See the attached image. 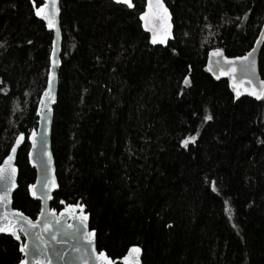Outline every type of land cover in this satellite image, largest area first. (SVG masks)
<instances>
[{"label": "trees", "instance_id": "16d2710c", "mask_svg": "<svg viewBox=\"0 0 264 264\" xmlns=\"http://www.w3.org/2000/svg\"><path fill=\"white\" fill-rule=\"evenodd\" d=\"M162 1L172 25L165 45L149 42L139 18L146 0H60L50 206L83 204L97 249L112 260L135 246L142 264H264V101L234 99L206 69L211 49L240 56L262 32L264 79V0ZM51 41L30 0H0V162L24 133L13 207L31 218L40 206L27 192V136ZM17 248L0 234V264H17Z\"/></svg>", "mask_w": 264, "mask_h": 264}, {"label": "snow or ice", "instance_id": "6c2138e0", "mask_svg": "<svg viewBox=\"0 0 264 264\" xmlns=\"http://www.w3.org/2000/svg\"><path fill=\"white\" fill-rule=\"evenodd\" d=\"M33 3L35 16L45 21V26L52 31H56V14H57V0H44V3L40 7H35L34 0H30ZM116 4L127 5L128 8H132L133 4L130 0H114ZM247 17V13L243 20ZM140 20L143 21V27L145 31L151 33L150 43L152 45H165L166 41L170 38V29L172 25L169 23L168 9L162 3V0H147L146 10L141 13ZM205 27L210 28L211 25L206 24ZM239 27V25H237ZM211 35V33H209ZM31 43V41H29ZM3 47V44H0ZM56 40L53 39V47L49 55L51 66L47 71L48 87L44 90L43 95L40 97L42 104L51 102V86L52 81L55 79V68L59 61L56 58ZM175 53V50H173ZM209 57H216L215 64L216 69L220 70V75L229 77V85L232 88L235 97L241 95V85L244 81L236 82L233 79V75L237 69L233 66L234 61L223 58V64L220 63L222 58V52L220 49H215L208 53ZM251 53H247L244 56L234 58L235 61L240 63V71L247 77L246 91L248 96L254 97L258 101H264V81L259 82V86H255L254 81V61L250 60ZM219 77H217L218 79ZM184 87H190L191 81L188 75H184L181 82ZM0 92H7V86L0 87ZM179 95V93H178ZM44 109L37 108V115L41 116V119L47 123L46 115H41ZM50 111V109L48 110ZM212 117L205 114L203 119L205 121L210 120ZM44 134L47 133V127L43 129ZM36 132L33 131L31 135L27 136V140L31 141L33 147H35ZM25 134L19 133L15 136L14 142L11 143V147L8 150V154L0 162V233L10 235L18 243V252L21 254V258L17 264H53V257L59 261H63L64 254L69 251L67 248L56 247V245H63L65 240L61 238L62 235H72L75 238L76 235L82 237L84 244L87 247H81L79 245L71 248V252L77 253V258L80 264H114L112 260L105 254L103 250L97 251L93 246L94 230H87L88 215L83 212L84 205L77 203L76 205H65L59 215L56 210L49 209L45 211L43 203L45 198H51L48 196L49 188V176L48 172L51 171V157L45 150L43 156L46 158L47 167L45 168V175L42 181H39L40 193L35 191L37 185L29 184L27 186V192L34 198H38L41 201L40 215L36 217V221L29 219L23 213L8 208L9 196L13 189L17 187L16 173L17 169L12 164L14 155L17 152L18 146L24 141ZM196 140V136H186L180 140L181 147H187L189 144ZM29 163L33 162V152H28ZM55 180H51V188H55ZM212 191L216 192L215 186L212 187ZM64 204V201H60ZM77 209L80 210L77 213ZM225 211L230 212L227 202H225ZM65 217L71 218L75 223H67ZM170 227V225H168ZM72 229V233H65L64 229ZM22 234V235H21ZM88 248H91V256L88 254ZM141 249L139 247H130L127 254L122 258L123 264H140L139 256Z\"/></svg>", "mask_w": 264, "mask_h": 264}, {"label": "water", "instance_id": "95a60500", "mask_svg": "<svg viewBox=\"0 0 264 264\" xmlns=\"http://www.w3.org/2000/svg\"><path fill=\"white\" fill-rule=\"evenodd\" d=\"M130 2H131V0H130ZM43 3H44V0H42V4ZM162 3H163V1H162ZM146 4H147V0H146ZM40 6H38V7H40ZM145 8H146V5H145ZM60 12H61V10H60V0H57V14H56V18H55L56 29L57 30L56 31H52V30H49L45 26L46 29L52 33V41H51L50 53H51V50H52V47H53V39H55L56 40V48H57L56 58L59 61L58 65L55 68V79L52 81V86H51V97H52L51 102H49V103H47L45 105V104H42L41 103V100L39 98V102H38V105H37V108L44 109V111L42 112L41 115H46V117H47V123L45 124V122L41 119V116H38L37 115V110H36L37 126L29 134V135H31V133L33 131L36 132V136H35V147H33V144H32L31 141L27 140L29 142V150H31L33 152V157H34L33 158V162L32 163H29L28 162V163H29L30 167H32L35 170V180H34V183H32V184L37 185V187L35 189V191L37 192V194H39L40 193V190H41L40 189V186H39V181H42V179H43V177L45 175V168L47 167L46 158L43 156V152L46 150L47 153L51 157V171L47 173V175L49 176V180H50V182H49V188L51 189L48 192V196L51 197V198L49 199V198L46 197L45 200H44L43 207L45 208V211H47L49 209H53L50 206V202H51V200L53 198V194L58 190V182H57V178H56L55 162H54V157H53L52 150H51V129H52V123H53V107H54V105L56 103L57 93H58V68L60 67V64H61L60 53H61L62 36H61V29H60ZM36 18L39 19V20H41L44 23V25H45V21L43 19H41V18H39L37 16H36ZM261 45H262V32L259 34L258 38L254 42V44L250 48V50L248 52H246L245 54L240 55V56H244L247 53H251L250 60L254 61V67H255L254 81H255V86H257V87L259 86V82L260 81H264V79L261 77V75L259 73V65H258V59H259V53H260ZM215 49H219V48H213L210 51H213ZM221 52H222V58H220V63L223 64V58H227V59L233 60L234 61L233 66L237 69V71L233 75V79L236 82L244 81V83H242V85H241V95L239 97H235V94H234L232 88L229 85V77L228 76H222V75H220V70L219 69H216V67H215L217 58L216 57H209V55L207 54L206 69L208 70V72L212 76H214L215 78L219 77L218 79H223V80H226L227 81L228 88H229L230 92L232 93L234 99H239L241 97H248V98H251V99H253L255 101H258L254 97L248 96L247 93H246V91L244 90L245 88H247V77L240 71V63L241 62L235 61V59H234V58L240 57V56H227L222 50H221ZM50 66H51V63H50V60H49L48 69H49ZM47 87H48V78L46 76L45 88L43 89L40 97L43 95L44 90ZM49 109H50V111H48ZM45 127H47V133H46V135L43 132V129ZM23 142L18 146L17 152H18V149L20 148V146L23 144ZM29 150H28V152H29ZM17 152L15 153L14 159L12 160V164L17 169V173H16V183H17V178H18V168L16 166V155H17ZM27 157H28V155H27ZM28 161H29V157H28ZM52 179L55 180V183H56V187L55 188H51V180ZM16 188L13 189L12 192L10 193V196H9V201L10 202L8 203V208L11 209V210H15V211H19V212L23 213L21 210L16 209V208L13 207V194H14ZM29 197L32 200H36V201L39 202V206H40L39 212L35 216V218H31L28 215H26L25 213H23V215L27 216L29 219H31L33 221H36V217L38 215H40L41 201L38 198H34L32 195H29ZM76 204H71V205H76ZM67 205H69V204H67ZM64 206L60 210H58V211L56 210L57 215L60 214V212L62 211V209L64 208ZM79 212H80V210L77 209V213H79ZM83 212L88 215L87 230L88 231H93L92 229H90V226H89V214L86 212L85 207L83 208ZM65 219L67 220V223H69V224L75 223V221H73L71 218L65 217ZM72 231H73L72 229H68V228H65L64 229V232L65 233H72ZM0 234H5V233H0ZM6 235H8V234H6ZM61 238L65 240V243L62 246L61 245H56V247L67 248V249H69V251L64 254L65 258H64L63 261H59L55 257H53L52 258L53 259V264H80V261L77 258V255L78 254L71 252V248L74 247V246H77V245H79L81 247H87V245L84 244V241H83L82 237L79 236V235H76L75 238H73L72 235H62ZM93 246L95 247V249L97 251H100V250L97 249V246H96L95 231H94ZM91 251H92V249L91 248H88V254H89V256H91ZM127 252H126V254H127ZM122 258L121 259L112 260L109 257V259L112 260L114 262V264H116V263L123 264ZM138 259L140 261V258H138ZM140 264H142L141 261H140Z\"/></svg>", "mask_w": 264, "mask_h": 264}, {"label": "rangeland", "instance_id": "374dc122", "mask_svg": "<svg viewBox=\"0 0 264 264\" xmlns=\"http://www.w3.org/2000/svg\"><path fill=\"white\" fill-rule=\"evenodd\" d=\"M146 7H147V4H146ZM145 10H146V8H145ZM144 23V22H143ZM169 23H170V19H169Z\"/></svg>", "mask_w": 264, "mask_h": 264}]
</instances>
